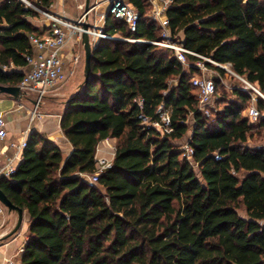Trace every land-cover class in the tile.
Returning a JSON list of instances; mask_svg holds the SVG:
<instances>
[{"label": "trees", "instance_id": "obj_1", "mask_svg": "<svg viewBox=\"0 0 264 264\" xmlns=\"http://www.w3.org/2000/svg\"><path fill=\"white\" fill-rule=\"evenodd\" d=\"M29 1L45 10L54 2ZM127 1L139 12L135 30L107 14L103 30L117 38L98 39L88 81L65 102L69 156L35 129L15 172L0 177L29 217L20 264H264V143L250 142L264 140V116L251 121V95L233 87L229 98L219 77L206 115L192 83L196 61L226 74L211 58L264 92V0H173L170 33L196 53H186L190 66L152 42L162 28L151 1ZM40 15L0 0V84H20L30 35L50 29L34 23ZM161 103L173 128L164 135L139 117L157 119ZM187 136L194 164L182 156ZM109 138L113 165L90 183L81 173L96 171L97 147Z\"/></svg>", "mask_w": 264, "mask_h": 264}, {"label": "built area", "instance_id": "obj_2", "mask_svg": "<svg viewBox=\"0 0 264 264\" xmlns=\"http://www.w3.org/2000/svg\"><path fill=\"white\" fill-rule=\"evenodd\" d=\"M27 6L33 7L42 16L48 20V26L50 29L43 35L31 34L30 41L34 47L33 54L27 55L29 68L25 72L19 86L24 94H33L35 96V102L33 106L28 109V117L30 123L37 119L43 118L47 113L43 111L41 102L43 98L51 91L56 89L61 84L65 83L76 72V67L79 63L80 56L78 53L73 55L71 65L65 67L64 60L61 56V50L65 46L68 39L73 36H77L81 41V36L85 30L90 35L91 43L93 46L100 38H117V36L106 33L103 30L107 14L111 12L118 19L125 20L130 26L131 30H135L139 12L132 6L127 0H109V7L107 11L100 12L98 10L99 4H92V7L88 13H84L76 20H70L65 16L58 15L50 10L42 9L34 5L29 0H22ZM152 3V9L150 16L152 20L156 21L162 28V39L158 41H152L155 44L163 45L171 48L175 51L176 56L185 66L192 65L187 60L186 53L196 54L181 43L174 41L169 29V18L167 16V9L171 5L173 0H150ZM93 14L92 20L90 15ZM84 23H89L90 28L85 29ZM137 41H146L143 39H134ZM208 61L219 65L225 70L229 71L239 81L237 88L242 91L248 92L251 95V101L246 109V115L251 121H256L259 117L264 116V110L258 107V98L264 100V92L260 88L249 81L245 76L236 73L230 67V64H221L214 61L211 58H206ZM193 65L197 69V73L192 78V83L198 89L199 96V110L203 111L206 115L210 114V108L215 100V83L213 75L215 69L209 67L204 61H196ZM218 74V73H217ZM219 75V74H218ZM142 100H139L141 105ZM19 107H25L20 102ZM158 118L153 119L145 114L139 115L143 122L148 126L156 128L161 134L169 133L173 130L171 121V111L169 108H165L161 103L157 108ZM6 119L3 114H0V139H3L7 135ZM30 125L22 133L21 137L17 140H11L8 144V148H12L14 153L11 156H7L5 160H0V177H10L17 165L15 161L21 157L22 152L27 145L28 136L30 134ZM107 149L101 150L97 147L96 158V171L92 174L81 173V175L87 179L90 183H96L99 175L102 171L112 167L113 158L115 156L116 147L107 142ZM182 150V156L189 160L192 164L193 161V146L190 144L189 139L186 140L180 146ZM2 150H0L1 152ZM218 157V156H217ZM7 207L0 202V214H5ZM12 264H20V262H11Z\"/></svg>", "mask_w": 264, "mask_h": 264}, {"label": "crops", "instance_id": "obj_3", "mask_svg": "<svg viewBox=\"0 0 264 264\" xmlns=\"http://www.w3.org/2000/svg\"><path fill=\"white\" fill-rule=\"evenodd\" d=\"M95 3L99 4L98 10L100 12L108 10L109 0H91V4ZM85 4L86 0H54L49 10L58 15L65 16L70 20H76L79 16L85 13ZM92 18L93 14L90 15L91 20ZM33 21L38 26H48L49 23L42 15H40V17L33 18ZM78 41V37L73 36L68 39L65 46L61 50L60 53L64 60L65 67L71 65L72 57L78 50ZM83 79L84 68L81 69L80 64L78 63L75 74L71 76L65 84L57 88L58 93L67 97L64 102H66V100L77 91ZM20 102H22L25 107L20 108ZM34 102L35 96L33 94L23 95L21 99H16L13 96H0V114L5 116L7 122V135L3 139H0V150H2L0 152V160H5L7 156H11L14 153L12 148H8L9 142L20 138L29 125L31 131L35 129L42 131L46 133L50 140L59 144L63 150L64 158L68 157L71 153L73 149L72 145L64 136L60 127V120L64 109L50 113L46 111L47 109L45 108L47 107L44 102L41 104V107L47 112V114L43 118L30 123L28 109L33 106ZM107 142H110L113 145L115 144V140L112 138L102 140L98 145L101 150L107 149ZM21 160L22 159L20 157L15 161V164L18 166ZM17 219V214L15 212L8 211V209L5 214H0V264H11V262H13V260L18 256L17 254L20 248H23L26 242L29 217L25 210L20 230L14 235L3 239L14 228Z\"/></svg>", "mask_w": 264, "mask_h": 264}, {"label": "water", "instance_id": "obj_4", "mask_svg": "<svg viewBox=\"0 0 264 264\" xmlns=\"http://www.w3.org/2000/svg\"><path fill=\"white\" fill-rule=\"evenodd\" d=\"M92 7L91 0H86L85 4V13H88L90 8ZM83 27L85 29L90 28L89 23H84ZM81 42L84 48V56H85V64H84V79L79 87L83 85L84 82H87L90 76L91 72V58H92V49L93 45L91 43L90 35L85 30L81 36ZM5 93L10 96H13L16 99H21L24 95V92L21 90V87L19 85L11 86V85H3L0 84V94ZM0 202L3 203L8 211L15 212L18 216L17 222L14 226V228L3 238H7L9 236L14 235L22 226L23 218H24V210L23 208L16 206L4 193V191L0 188Z\"/></svg>", "mask_w": 264, "mask_h": 264}, {"label": "rangeland", "instance_id": "obj_5", "mask_svg": "<svg viewBox=\"0 0 264 264\" xmlns=\"http://www.w3.org/2000/svg\"><path fill=\"white\" fill-rule=\"evenodd\" d=\"M93 3V2H92ZM38 17H40V16H38ZM80 43V44H79ZM77 45H78V50L75 52V53H78L79 54V56H80V59H79V64H80V68L81 69H83L84 68V64H85V56H84V48H83V46H82V44H81V41L79 40L78 41V43H77ZM80 45V46H79ZM160 46H162V47H164V48H166L165 46H163V45H160ZM216 72H214L213 73V75H215L216 77H219L220 79H221V81H222V83H223V85H224V87H225V89L226 90H228L227 91V95H228V97L229 98H232V94H231V90H232V88L233 87H236V86H238V84H239V82H238V80L235 78V76L234 75H232L229 71H227L226 70V74L223 76V77H220V74H219V72L217 71V70H215ZM219 75H218V74ZM83 81V80H82ZM171 82H174V80L173 81H171ZM66 83V82H65ZM65 83H63V84H65ZM63 84H61V85H63ZM60 85V86H61ZM60 86H58V87H60ZM57 87V88H58ZM54 89L53 91H51L48 95H46L44 98H43V100H42V102H41V104H43L44 102L46 103V107L47 108H45V109H47L46 111H48V112H50V113H52V112H54V111H61V110H63L64 108H65V106H66V103L64 102V100L67 98L66 96H64V95H62L61 93H58V89ZM225 90V91H226ZM60 92V91H59ZM219 93H221V90H219ZM218 96H219V94L217 93L216 94V98H218ZM214 103V102H213ZM215 106V105H214ZM43 109V108H42ZM43 111H45L44 109H43ZM45 111V112H46ZM47 113V112H46ZM189 138V136H187L185 139H183L182 141H180L179 143H180V146L183 144V143H185L186 142V140ZM250 142L252 143V142H254L255 144H262V143H264V140L261 138V136H255L254 138H252V139H250ZM114 146H115V144H114ZM116 147V146H115ZM20 230V229H19ZM18 230V231H19ZM17 231V232H18ZM26 238H27V233H26ZM22 250H23V248L21 247L20 248V250L18 251V256L16 257V259H14L13 260V262L15 263V262H20L19 261V258H20V255H21V252H22ZM12 264V263H11Z\"/></svg>", "mask_w": 264, "mask_h": 264}]
</instances>
